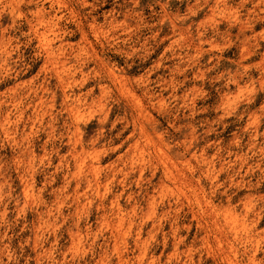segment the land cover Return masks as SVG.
Masks as SVG:
<instances>
[{
  "label": "rangeland",
  "instance_id": "1",
  "mask_svg": "<svg viewBox=\"0 0 264 264\" xmlns=\"http://www.w3.org/2000/svg\"><path fill=\"white\" fill-rule=\"evenodd\" d=\"M0 264H264V0H0Z\"/></svg>",
  "mask_w": 264,
  "mask_h": 264
},
{
  "label": "bare ground",
  "instance_id": "2",
  "mask_svg": "<svg viewBox=\"0 0 264 264\" xmlns=\"http://www.w3.org/2000/svg\"><path fill=\"white\" fill-rule=\"evenodd\" d=\"M37 9V8H36ZM40 9V8H39ZM38 11V10H37ZM39 11H41V10H39ZM33 13V15H36V14H34V12H32ZM39 15V13L37 14V16ZM36 17V16H35ZM40 17H43L42 15L40 16ZM40 17H38V18H34L35 20H34V23H33V25H32V29L34 30V33H35V35L38 37V38H40V39H43L44 41H45V43H48V42H46V40H45V33L44 32H42V31H40L39 30V28L41 27V24L44 22V18H40ZM30 26H31V24H30ZM30 28V29H31ZM49 44V43H48ZM50 46V45H49ZM52 46V45H51ZM47 48V47H46ZM46 48H45V50H46ZM49 49H50V47H49ZM48 49V50H49ZM50 50H52V49H50ZM53 50H54V48H53ZM59 50V49H58ZM48 52V51H47ZM48 55H53V52H49L48 53ZM58 77H61L60 75H58ZM60 79V78H59ZM63 80V79H62ZM61 80V81H62ZM64 81V80H63ZM62 83V82H61ZM125 90V89H124ZM125 92H127V91H125ZM128 93V92H127ZM130 93V92H129ZM132 95H133V93H132ZM131 94H130V96H132ZM132 98H136V96L135 97H132ZM136 100V99H135ZM40 104V103H39ZM70 104H73V103H70ZM69 106V105H68ZM142 106V105H141ZM134 107V106H133ZM140 107V106H139ZM72 108V107H71ZM140 112H143V111H139V113L138 114H140ZM143 114V113H142ZM6 119H8V118H6ZM137 143V142H136ZM134 146V145H133ZM140 148V147H139ZM139 148H138V150H137V148H135V149H133V150H131L132 151V154L133 153H135V152H137V151H139ZM85 150V149H84ZM162 150V149H161ZM82 151H83V149H82ZM159 151V150H158ZM85 152V151H84ZM83 152V153H84ZM90 152V155H92L93 156V159H96V157H97V155H95V153H91V150L89 151ZM89 152H88V154H89ZM96 152V151H95ZM82 153V152H81ZM160 153V152H159ZM162 153V152H161ZM85 154H87V153H85ZM97 154V153H96ZM138 154H139V152H138ZM95 155V156H94ZM161 155H163V154H161ZM163 157V156H162ZM161 157V158H162ZM164 159H165V157H164ZM132 161V160H131ZM95 162H97L96 160H94V161H92L91 162V165H90V168L94 171V172H98V167H97V165L99 166V164H95ZM165 162H167V161H165ZM170 162V161H169ZM141 163V162H140ZM164 163L162 162V165H163ZM128 165V164H127ZM165 165V164H164ZM174 167V166H173ZM166 168H167V166H165V170H166ZM119 169V168H118ZM121 169V168H120ZM134 169V168H133ZM164 169V168H163ZM162 169V170H163ZM169 169V168H168ZM123 171V170H122ZM139 172V171H138ZM169 174H171V171H170V173ZM95 176H96V174H95ZM174 176V175H173ZM121 177H122V175H121ZM120 177V178H121ZM87 178V177H86ZM96 178V177H95ZM85 179V178H84ZM140 179V178H139ZM138 180V179H137ZM170 180V179H169ZM87 181V180H86ZM91 183V182H90ZM90 183H88V184H90ZM117 184V183H116ZM91 185V184H90ZM164 185V184H163ZM88 188V187H87ZM78 193V192H77ZM153 197V196H152ZM195 197V196H194ZM154 198V197H153ZM152 198V199H153ZM146 199V198H145ZM151 199V198H150ZM151 201V200H150ZM153 201V200H152ZM118 203V202H117ZM153 203V202H152ZM178 203V202H177ZM117 208V207H116ZM117 214V213H116ZM122 214V213H121ZM120 214V215H121ZM229 214V213H228ZM119 215V216H120ZM119 216H117L116 215V217H118V218H120ZM123 216V215H122ZM118 218H116V220L118 219ZM115 219V218H114ZM230 219V220H229ZM232 219H233V216L231 215V214H229V215H227V216H225V220H226V222L228 223V222H233L232 221ZM118 221H120V219H118ZM117 223V222H116ZM122 223V222H121ZM215 225V224H214ZM235 225V224H234ZM116 226H117V224H116ZM135 226V225H134ZM216 226V225H215ZM226 226V225H225ZM222 227V226H221ZM234 227V226H233ZM116 228V227H115ZM224 228V227H223ZM235 228V227H234ZM118 229V228H117ZM217 230H218V228H217ZM123 231V230H122ZM234 233V232H233ZM220 234V233H219ZM118 236V235H117ZM225 236V235H224ZM217 239V238H216ZM219 244V243H218ZM217 244V245H218ZM251 261V260H250Z\"/></svg>",
  "mask_w": 264,
  "mask_h": 264
}]
</instances>
